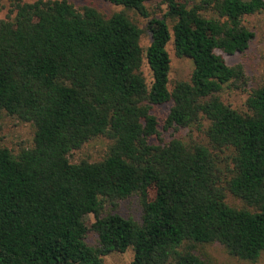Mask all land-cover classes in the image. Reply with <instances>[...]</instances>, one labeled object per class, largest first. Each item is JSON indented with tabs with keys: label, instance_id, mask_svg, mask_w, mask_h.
Here are the masks:
<instances>
[{
	"label": "trees",
	"instance_id": "trees-1",
	"mask_svg": "<svg viewBox=\"0 0 264 264\" xmlns=\"http://www.w3.org/2000/svg\"><path fill=\"white\" fill-rule=\"evenodd\" d=\"M6 1L0 130L6 114L34 131L17 153L0 146V264H104L130 249L131 264H205L196 251L213 244L256 263L264 253V76L246 111L233 109L220 93L244 91L246 74L217 52L249 49L254 34L243 20L264 12V0H102L121 8L110 14L67 0ZM130 12L146 20L145 30ZM170 43L194 64L173 90ZM155 106H168L162 122ZM203 121L211 148L179 138L150 143L160 126L201 129ZM99 137L111 142L103 160L70 162ZM227 193L243 207L229 205ZM131 197L140 220L105 213Z\"/></svg>",
	"mask_w": 264,
	"mask_h": 264
},
{
	"label": "rangeland",
	"instance_id": "rangeland-1",
	"mask_svg": "<svg viewBox=\"0 0 264 264\" xmlns=\"http://www.w3.org/2000/svg\"><path fill=\"white\" fill-rule=\"evenodd\" d=\"M73 4L77 9L85 6H93L103 13L110 14L111 12L119 11L121 8H115L106 4L102 0H67ZM148 7L151 13L155 16L161 15V10L157 9L156 3L150 2ZM9 9V2L0 0V18H4ZM164 9V7H162ZM133 21L141 28L146 29V20L135 15L133 12L129 13ZM243 23L245 27L253 32L254 39L249 49L242 54L234 56L226 55L221 51L217 54L222 56L229 66L240 65L245 74L247 84L244 86L245 90L224 89L221 93V99L227 105L239 112H245V103L249 96V91L257 87L263 81L264 76V12L247 16L244 18ZM147 32V30H146ZM151 37L150 33H144L140 40V45L144 51L150 46ZM171 62L170 83L169 89L173 90L175 84L179 81H189L194 71V64L190 59L177 58L173 49V44L167 48ZM141 74L144 77L147 85L150 87L153 83V76L148 66L147 60L144 59L141 67ZM153 113L157 116L159 122H162L168 113V106H155ZM209 123L202 122L201 129L197 126L190 127L189 129L169 130L163 131L160 126L161 134L159 137L155 136L150 140L152 144L166 143L174 138L181 139L184 144L192 145L194 143L201 144L205 147L211 148L209 140L205 134L206 128ZM33 127L29 123H23L17 119L11 118L4 114L1 118L0 130V146L7 147L14 153H17L23 147H30L33 139ZM111 142L104 138L99 137L86 143L80 150L72 151L69 155V160L73 164H78L82 161L89 163L99 162L106 156ZM228 154V152L220 154L221 156ZM151 197H154V191L150 192ZM226 201L229 205L242 208L243 203L235 198L230 193H227ZM116 211L123 215L125 218L133 220H140L142 209L137 197H131L127 200L120 201L115 208L111 204L106 205L105 213ZM88 227L95 222L93 215H88L86 219ZM96 237L89 235L88 242L94 244ZM196 253L201 257L205 264H264V253L256 263L242 261L237 258L231 257L227 254L224 248L219 244L205 245L198 247ZM134 258L133 250L130 249L124 254L113 253L104 259V264H131Z\"/></svg>",
	"mask_w": 264,
	"mask_h": 264
}]
</instances>
